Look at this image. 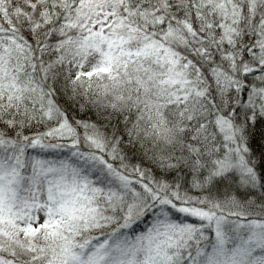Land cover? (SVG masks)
<instances>
[{
	"label": "snow or ice",
	"instance_id": "6c2138e0",
	"mask_svg": "<svg viewBox=\"0 0 264 264\" xmlns=\"http://www.w3.org/2000/svg\"><path fill=\"white\" fill-rule=\"evenodd\" d=\"M0 264H264V0H0Z\"/></svg>",
	"mask_w": 264,
	"mask_h": 264
}]
</instances>
